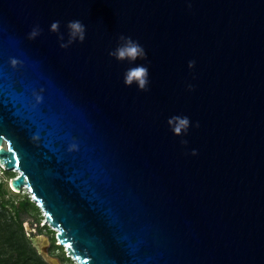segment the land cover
<instances>
[{
    "label": "water",
    "instance_id": "95a60500",
    "mask_svg": "<svg viewBox=\"0 0 264 264\" xmlns=\"http://www.w3.org/2000/svg\"><path fill=\"white\" fill-rule=\"evenodd\" d=\"M0 162L78 264H264V0H0Z\"/></svg>",
    "mask_w": 264,
    "mask_h": 264
},
{
    "label": "trees",
    "instance_id": "16d2710c",
    "mask_svg": "<svg viewBox=\"0 0 264 264\" xmlns=\"http://www.w3.org/2000/svg\"><path fill=\"white\" fill-rule=\"evenodd\" d=\"M3 172L4 179H0V264H49L40 255L32 236L25 228L27 216L33 218L40 231L47 230L51 238L50 252L58 255L64 262L70 260L63 246L57 243L55 230L47 224H40L42 215L36 202L27 194H11V188L6 181L16 174L7 169Z\"/></svg>",
    "mask_w": 264,
    "mask_h": 264
},
{
    "label": "clouds",
    "instance_id": "9594fccd",
    "mask_svg": "<svg viewBox=\"0 0 264 264\" xmlns=\"http://www.w3.org/2000/svg\"><path fill=\"white\" fill-rule=\"evenodd\" d=\"M68 29V39L65 43L64 33L60 32V21H54L50 25V31L58 33V38L61 41L62 48H68L71 44L76 42H84L86 39V25L80 20H70L66 25ZM42 32L39 25H36L29 34L30 39H35ZM109 55L118 61H127L129 67L124 72V83L127 86L136 84L140 90L147 91L149 86V68L144 64H136L139 60H146L147 53L144 47L138 40L133 39L131 36L121 34L118 38L117 46L109 52ZM15 63V62H13ZM195 66V61H189V67ZM189 89L193 88V85H188ZM39 99V97H37ZM190 118L188 116L174 115L169 118L168 124L177 136L187 134L190 127ZM197 127L199 123L197 122ZM181 143L187 144V140H182ZM192 154H196V150L193 149Z\"/></svg>",
    "mask_w": 264,
    "mask_h": 264
},
{
    "label": "rangeland",
    "instance_id": "374dc122",
    "mask_svg": "<svg viewBox=\"0 0 264 264\" xmlns=\"http://www.w3.org/2000/svg\"><path fill=\"white\" fill-rule=\"evenodd\" d=\"M3 170H5L4 166L2 165V163L0 162V179H4V175L5 173L3 172ZM12 171V170H11ZM14 172L15 174H17V171H12ZM7 185L11 188V194L15 195V196H20V195H24V194H27L31 199L32 198V193L27 189V188H23L22 190H16L15 188H12V186L10 185V179L8 178L7 181H6ZM41 210V209H40ZM41 215H42V220L40 222V224L43 226L46 223L45 221V216H44V212L41 210ZM24 225H25V228L27 230V232L32 236V241L33 243L36 245V241H35V238H37L38 236L40 235H48L47 233V230H43V231H40L38 229V224L36 222L33 221V218L31 216H27L25 217V222H24ZM48 225V224H47ZM49 226V225H48ZM50 228H52L51 226H49ZM48 229V228H47ZM53 229V228H52ZM56 230H55V235H56ZM49 236V235H48ZM57 243L59 244V240L57 239ZM63 246V249L65 251V254L67 256H69L70 260H68L66 263L67 264H78V262L72 257L69 255L66 247L64 245ZM50 248H51V245H50Z\"/></svg>",
    "mask_w": 264,
    "mask_h": 264
},
{
    "label": "bare ground",
    "instance_id": "6f19581e",
    "mask_svg": "<svg viewBox=\"0 0 264 264\" xmlns=\"http://www.w3.org/2000/svg\"><path fill=\"white\" fill-rule=\"evenodd\" d=\"M17 171H19V170H17Z\"/></svg>",
    "mask_w": 264,
    "mask_h": 264
}]
</instances>
